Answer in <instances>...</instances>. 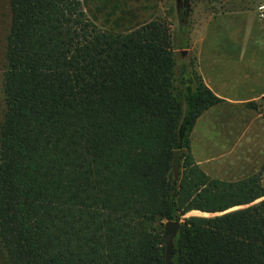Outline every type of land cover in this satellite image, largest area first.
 <instances>
[{
    "label": "trees",
    "instance_id": "16d2710c",
    "mask_svg": "<svg viewBox=\"0 0 264 264\" xmlns=\"http://www.w3.org/2000/svg\"><path fill=\"white\" fill-rule=\"evenodd\" d=\"M8 5L0 114L5 264H166V221L180 222L170 264H264V164L221 180L190 150L196 120L222 99L203 82L195 55L181 52L189 30L173 36L158 15L114 33L95 25L81 0Z\"/></svg>",
    "mask_w": 264,
    "mask_h": 264
},
{
    "label": "rangeland",
    "instance_id": "374dc122",
    "mask_svg": "<svg viewBox=\"0 0 264 264\" xmlns=\"http://www.w3.org/2000/svg\"><path fill=\"white\" fill-rule=\"evenodd\" d=\"M162 4V8L158 15L165 19L170 27L171 34L174 36L181 28L189 30V46L185 49V55L191 58L195 55L196 46L194 39L201 40L203 48L209 49L210 46L219 44L220 40L224 38V29L221 30V34H212V26H204L209 20V11L206 8L213 3L214 0H159ZM232 1V0H231ZM240 0H233L234 6H239ZM263 3L264 0H246L245 5L254 6L255 10L259 6V3ZM207 3V4H206ZM210 3V4H209ZM131 4H139L144 7H151L155 4V0H131ZM205 5V6H203ZM257 6V7H256ZM208 13V14H207ZM157 15V16H158ZM243 16H234L232 21V29L235 30L234 47L245 49V58L247 61L243 63H235L233 59L222 58V55H212V62H217L220 67L219 71L210 72L212 68V62L207 60L204 62L203 67H207V75L213 79L214 88L221 94H226L235 98L253 99L260 96L264 88V22L259 20V16L255 13H243ZM9 5L8 0H0V114L2 110V65H3V53L5 47V39L9 27ZM230 27L227 25L226 29ZM184 39H187V33L184 32ZM215 36V37H214ZM225 43V41H224ZM231 46V45H230ZM183 51V50H182ZM208 51V50H207ZM236 51V50H235ZM218 53H222L221 50H217ZM219 56V57H218ZM231 58V57H230ZM209 62V65L207 64ZM255 65L253 69L252 66ZM214 67V66H213ZM257 68L263 72L256 71ZM216 77V78H214ZM258 112L261 114L264 120V97L258 101ZM255 126L252 127L254 129ZM199 130L203 138H207L205 141L196 138V135L192 136L193 142L197 140L198 150L196 151L195 161L201 162L198 165L201 169L212 178H218L221 180H237L256 173L260 170L264 164V127L259 126L256 129L254 137L255 142L250 143V147L247 149V156L241 157L236 155V151L222 149H211L210 145L216 146L218 143H213L210 140L212 134L209 128H204L199 125ZM225 134V133H224ZM223 134V136H224ZM197 135H199L197 133ZM219 145L226 146L225 142L219 143ZM208 146L206 149L205 147ZM264 182V170L262 172ZM189 215L209 216L206 213H200L198 211L191 212ZM0 264H5L2 251L0 249Z\"/></svg>",
    "mask_w": 264,
    "mask_h": 264
},
{
    "label": "crops",
    "instance_id": "0c3cea01",
    "mask_svg": "<svg viewBox=\"0 0 264 264\" xmlns=\"http://www.w3.org/2000/svg\"><path fill=\"white\" fill-rule=\"evenodd\" d=\"M82 6L87 17L98 27L108 30L114 33L126 34L139 26H142L149 21L153 20L161 10L162 4L159 0H155V4L151 7H144L139 4H131V0H81ZM239 6H234L233 0H214L213 3L216 5H211V7L206 8L209 11L206 25L212 26L211 33L221 34V30L224 29V38L220 40L219 46L212 45L209 49L203 48L200 40L194 39L196 46L195 57L197 70L201 75L205 85L220 99L222 102L210 107L204 111L200 117L196 120L195 125L190 133V150L193 157H196V151L198 146L195 145L197 142H193L192 136L196 135V138L201 140H206L203 138L199 130V125L204 128H209L210 132L214 135L210 137L213 143H223L226 146L218 144L216 146L210 145L206 146L205 149H219L236 151V155L241 157L247 156V149L250 147V143L255 142L254 137L255 131L259 126L264 127V120L261 114L253 109L246 107V103L250 101L258 102L264 97V88L260 93V96L253 99H243L235 98L226 94H221L214 88L213 79H211L206 73L208 71L207 67H203L204 62L211 60L212 55H222V58L233 59L235 63H243L247 61L245 58V49L234 47L235 40L230 42V40L235 38L234 31L232 27V21L234 16H243V13H255L257 17L259 16L258 10H255L254 6L245 5L246 0H240ZM207 4V3H206ZM259 6H264V2L259 3ZM205 6V5H203ZM258 6V7H259ZM257 7V6H256ZM257 7V8H258ZM260 21L264 22V18L258 17ZM229 29H226V26ZM215 37V36H214ZM225 41V43H224ZM231 45V46H230ZM208 50V51H207ZM217 50H221L222 53H218ZM236 50V51H235ZM219 57V56H218ZM231 57V58H230ZM209 62L207 63L209 65ZM254 65V64H253ZM214 66V67H213ZM253 69L255 65L252 66ZM256 71L262 72L260 68L256 67ZM220 67L217 62H212V68L210 72L219 71ZM263 74V72H262ZM216 78V77H214ZM254 129H252V127ZM197 133L199 135H197ZM225 133V134H224ZM224 134V136H223ZM201 163V162H198ZM196 212V211H192Z\"/></svg>",
    "mask_w": 264,
    "mask_h": 264
},
{
    "label": "water",
    "instance_id": "95a60500",
    "mask_svg": "<svg viewBox=\"0 0 264 264\" xmlns=\"http://www.w3.org/2000/svg\"><path fill=\"white\" fill-rule=\"evenodd\" d=\"M182 54H185V51H181ZM184 149L180 150H175L173 152V171H174V181L173 184L176 183V180L179 175L180 171V162H181V157L184 153ZM180 227V222L179 221H166L163 225V230H164V247H165V263L170 264L171 258H172V249H173V242L176 237V234L179 230Z\"/></svg>",
    "mask_w": 264,
    "mask_h": 264
},
{
    "label": "built area",
    "instance_id": "2783aa9c",
    "mask_svg": "<svg viewBox=\"0 0 264 264\" xmlns=\"http://www.w3.org/2000/svg\"><path fill=\"white\" fill-rule=\"evenodd\" d=\"M257 10H258V14H259L260 18H264V6L263 5L259 6L257 8Z\"/></svg>",
    "mask_w": 264,
    "mask_h": 264
}]
</instances>
